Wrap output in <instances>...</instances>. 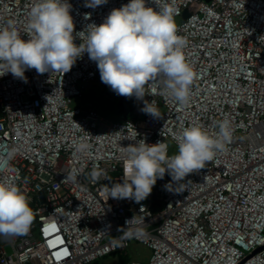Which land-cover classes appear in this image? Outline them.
I'll use <instances>...</instances> for the list:
<instances>
[{
    "label": "built area",
    "instance_id": "2783aa9c",
    "mask_svg": "<svg viewBox=\"0 0 264 264\" xmlns=\"http://www.w3.org/2000/svg\"><path fill=\"white\" fill-rule=\"evenodd\" d=\"M34 2L0 0V27L11 20L27 39ZM128 2L107 0L92 8L86 0H69L74 35L81 32L75 42L85 43L89 25ZM175 5L179 35L187 40L184 54L196 72L185 105L165 95L155 79L143 100L134 97L135 116L106 120L76 103L100 74L87 52L65 74L30 69L27 82L11 73L0 77V181L19 186L34 211L27 234L0 235V264H91L125 252L132 241L151 255L124 264H264V0ZM148 6L158 7L154 0ZM145 101L161 117L143 112ZM225 119L232 139L185 178V191H168L166 173L139 203L109 198L111 184L122 182L127 146L163 142L171 156L183 129L198 125L215 135ZM81 140L91 145L86 153L74 149ZM11 148L16 154L9 160ZM97 164L106 175L92 181ZM72 168L80 175L67 183Z\"/></svg>",
    "mask_w": 264,
    "mask_h": 264
},
{
    "label": "clouds",
    "instance_id": "9594fccd",
    "mask_svg": "<svg viewBox=\"0 0 264 264\" xmlns=\"http://www.w3.org/2000/svg\"><path fill=\"white\" fill-rule=\"evenodd\" d=\"M106 3L107 0H86L85 6L95 8ZM154 3L158 7L148 6L149 0H129L114 8L101 24L89 25L86 42L77 44L81 32L74 35L76 25L69 0H35L25 29L27 39L11 20L0 27V68L6 69L0 77L11 73L27 82L25 72L30 69L38 74H65L87 52L97 64L101 81L117 95L143 100L146 84L160 79L164 94L185 105L190 102L196 72L184 54L187 40L179 35V9L175 0ZM142 111L154 118L161 117L159 110L147 101ZM232 136L231 122L225 119L215 135L198 125L183 129L178 151L171 156L163 142L127 146L122 182L111 184L109 198L139 203L166 173L171 177L167 190L182 193L185 178L204 169L206 163L226 149ZM90 148L86 140L74 145L77 153H86ZM15 154L11 148L7 158L11 160ZM79 175L80 170L72 168L64 181L75 183ZM105 175L98 164L90 173L92 181ZM33 220L34 211L25 192L15 183L0 181V235H25Z\"/></svg>",
    "mask_w": 264,
    "mask_h": 264
},
{
    "label": "rangeland",
    "instance_id": "374dc122",
    "mask_svg": "<svg viewBox=\"0 0 264 264\" xmlns=\"http://www.w3.org/2000/svg\"><path fill=\"white\" fill-rule=\"evenodd\" d=\"M76 103L90 105L109 121H121L123 118L134 114V97L117 95L110 86L101 81V78L88 83L84 89V95L77 98ZM7 250L10 252L9 247ZM124 253L130 261L146 262L151 255V250L141 243L132 241ZM120 259L121 255L115 252L101 257L91 264H121Z\"/></svg>",
    "mask_w": 264,
    "mask_h": 264
},
{
    "label": "trees",
    "instance_id": "16d2710c",
    "mask_svg": "<svg viewBox=\"0 0 264 264\" xmlns=\"http://www.w3.org/2000/svg\"><path fill=\"white\" fill-rule=\"evenodd\" d=\"M133 116H135V114H133ZM133 116L130 115V117H133ZM125 118H127V117H125ZM125 118H123V119H125ZM119 254L121 255V259H120L121 264H124V263H126L127 261H129V259H128L126 253H124V252H120Z\"/></svg>",
    "mask_w": 264,
    "mask_h": 264
},
{
    "label": "water",
    "instance_id": "95a60500",
    "mask_svg": "<svg viewBox=\"0 0 264 264\" xmlns=\"http://www.w3.org/2000/svg\"><path fill=\"white\" fill-rule=\"evenodd\" d=\"M207 1H209V0H207ZM189 14H190L189 10H186V11L184 12L183 16H184V17H187ZM121 103H122V102H121ZM39 196H40V198H41L42 201L45 200V198H44L45 196H44V193H43V192H40V193H39ZM260 249H262V248H258L256 251H258V250H260Z\"/></svg>",
    "mask_w": 264,
    "mask_h": 264
},
{
    "label": "crops",
    "instance_id": "0c3cea01",
    "mask_svg": "<svg viewBox=\"0 0 264 264\" xmlns=\"http://www.w3.org/2000/svg\"><path fill=\"white\" fill-rule=\"evenodd\" d=\"M98 78H100V74L98 75L97 79H98ZM97 79H96V80H97ZM96 80H94L93 82H95ZM78 104H79V103H78ZM80 105H81V104H80ZM82 106H84V107H91L90 105H89V106H88V105H82ZM92 108H93V107H92Z\"/></svg>",
    "mask_w": 264,
    "mask_h": 264
}]
</instances>
